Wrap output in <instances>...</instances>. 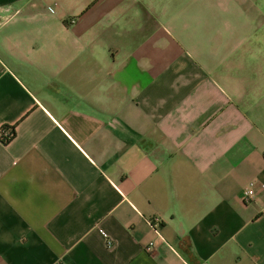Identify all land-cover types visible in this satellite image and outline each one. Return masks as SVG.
<instances>
[{"label":"crops","instance_id":"crops-1","mask_svg":"<svg viewBox=\"0 0 264 264\" xmlns=\"http://www.w3.org/2000/svg\"><path fill=\"white\" fill-rule=\"evenodd\" d=\"M4 127L0 264H264V0H0Z\"/></svg>","mask_w":264,"mask_h":264},{"label":"built area","instance_id":"built-area-1","mask_svg":"<svg viewBox=\"0 0 264 264\" xmlns=\"http://www.w3.org/2000/svg\"><path fill=\"white\" fill-rule=\"evenodd\" d=\"M11 136V132L10 131H4V129H0V140H2L3 138H9ZM256 185L254 183H251L249 186H247L242 193V197H243V201L246 204H252L255 199H256ZM105 238H108V236L105 234L104 235ZM112 241H108L107 245L108 246H112ZM153 248V244L151 245Z\"/></svg>","mask_w":264,"mask_h":264},{"label":"trees","instance_id":"trees-1","mask_svg":"<svg viewBox=\"0 0 264 264\" xmlns=\"http://www.w3.org/2000/svg\"><path fill=\"white\" fill-rule=\"evenodd\" d=\"M2 129H4V131L11 132V136L9 138H3L2 140H0L1 142H3V144H8L15 137V129L11 127H4Z\"/></svg>","mask_w":264,"mask_h":264}]
</instances>
